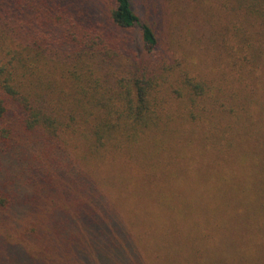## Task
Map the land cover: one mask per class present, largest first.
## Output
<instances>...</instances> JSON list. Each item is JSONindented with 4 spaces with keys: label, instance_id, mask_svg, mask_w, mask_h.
<instances>
[{
    "label": "trees",
    "instance_id": "1",
    "mask_svg": "<svg viewBox=\"0 0 264 264\" xmlns=\"http://www.w3.org/2000/svg\"><path fill=\"white\" fill-rule=\"evenodd\" d=\"M147 1L0 0V264L264 247V0Z\"/></svg>",
    "mask_w": 264,
    "mask_h": 264
},
{
    "label": "rangeland",
    "instance_id": "2",
    "mask_svg": "<svg viewBox=\"0 0 264 264\" xmlns=\"http://www.w3.org/2000/svg\"><path fill=\"white\" fill-rule=\"evenodd\" d=\"M147 2L151 4L153 9L156 8L161 2H163L165 6V12L163 14L164 16H159L160 20L162 19V17L169 20L171 15L172 18H177L176 15L180 17L184 16L186 18V20L181 26L174 28L175 33L179 36L184 34L183 32L186 29V23L188 25H192L193 31H191L196 37L199 36L202 30H207L209 32L208 27L203 25L200 20L202 8L195 1H185L187 15H185L183 12H178V10L172 12L171 9L167 6V4H169V0H153ZM204 2L211 5L212 2L214 3V0H205ZM144 4L147 6L145 1ZM259 90L264 91V87L260 85ZM262 98V96L254 98L251 97L250 100L251 109L252 111H255L258 116L264 114V99ZM120 251L121 254L118 255L117 258L113 259L111 262L106 264H134V260L128 259L124 256L126 253L132 250L120 249ZM141 251L142 255L146 258H144L140 262V264H264V247H257L255 245H247L244 248H218L214 250L196 249L194 250V252H185L184 255L178 254L177 258L172 260L168 259L172 258L173 256L170 253V251H173L171 249H150L151 252L158 253L157 256L162 257V259H159L158 257H155L150 254L145 255L146 251H144V249H141ZM209 254L213 256H209ZM207 256L211 258H216L215 260L218 262L211 261V259H208Z\"/></svg>",
    "mask_w": 264,
    "mask_h": 264
}]
</instances>
